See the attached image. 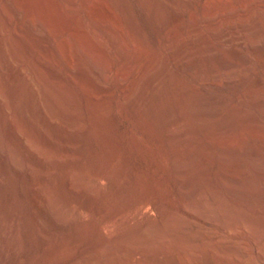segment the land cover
Returning <instances> with one entry per match:
<instances>
[{
    "label": "rangeland",
    "instance_id": "rangeland-1",
    "mask_svg": "<svg viewBox=\"0 0 264 264\" xmlns=\"http://www.w3.org/2000/svg\"><path fill=\"white\" fill-rule=\"evenodd\" d=\"M9 1L0 264H264V0Z\"/></svg>",
    "mask_w": 264,
    "mask_h": 264
},
{
    "label": "bare ground",
    "instance_id": "bare-ground-1",
    "mask_svg": "<svg viewBox=\"0 0 264 264\" xmlns=\"http://www.w3.org/2000/svg\"><path fill=\"white\" fill-rule=\"evenodd\" d=\"M1 1H2V0H1ZM1 1H0V2H1ZM5 1H6V0H5ZM10 1H11V0H10ZM10 1H9V2H10ZM116 1H117V0H116ZM71 2H73V0H71ZM84 2L86 3L87 1L85 0ZM101 2H104V1H101ZM117 2L119 3V0H118ZM13 3H14V2H13ZM73 3H75V2H73ZM92 3H93V2H92ZM92 3L90 4V7H92V6H91ZM99 3H100V2H99ZM71 4H72V3H71ZM97 4H98V3H97ZM118 5H119V4H117V6H118ZM1 6H2V5H1ZM1 6H0V7H1ZM90 7H89V8H90ZM1 8H2V7H1ZM95 8H97V7H95ZM92 9H93V8H92ZM89 10H91V8H90ZM94 10H95V9H94ZM97 10H99V9H97ZM91 12H92V11H91ZM88 13H89V11H88ZM93 13H94V12H93ZM91 15H92V14H91ZM93 15H94V14H93ZM93 15H92V18H93ZM94 16H95V15H94ZM88 17H90V15H89ZM90 19H91V18H90ZM95 19H97V18L95 17ZM97 20H98V19H97ZM97 20H96V21H97ZM94 23L96 24L95 26H96L98 29H100L101 31H103V32H107V31L109 30V29H107V26H106L104 23H102V22H101V23H96V22L94 21ZM108 25H109V24H108ZM15 27H16V26H15ZM15 27H14V28H15ZM15 29H16V28H15ZM17 29H18V28H17ZM18 30H19V29H18ZM18 30H16V32H17ZM34 31H35V30H34ZM14 32H15V30H14ZM98 32H99V31H98ZM20 33H21V32H19V34H20ZM19 34L16 33V36H18ZM12 37H14V36H12ZM59 39H60V38H59ZM106 41H107V40H106ZM2 42H3V41H2ZM112 43H114V40H112ZM81 50H82V49H81ZM122 51H123V50L120 49V53H121V54L124 53V52H122ZM124 51H125V50H124ZM4 52H5V48L2 46V44H0V57H3ZM127 52H129V51H127ZM87 55H88V54H87ZM123 56H124V54H123ZM135 56H136V54H135ZM140 56H141V55H140ZM62 58H63V57H62ZM139 58H141V57L138 56V59H139ZM90 59H91V57H90ZM138 59H137V60H138ZM137 60H136V62H138ZM146 60H148V59H146ZM146 60H145V62H146ZM139 62H140V61H139ZM145 62H144V63H145ZM144 63H143V64H144ZM146 63H148V62H146ZM151 63H152V60H151ZM151 63H149V64L151 65ZM153 63H154V64H152V65H156L155 62H153ZM9 65H10V64H9ZM135 65H136V64H135ZM137 65L139 66V64H137ZM150 65H149V66H150ZM98 66H99V65H98ZM130 66H131V65H130ZM144 66H145V65H144ZM156 66H157V65H156ZM67 67H68V66H67ZM151 67H152V66H151ZM154 67H155V66H154ZM1 68H2V67H1ZM11 68L14 69V71H15L19 76H23V74H24L23 71H22L21 69L19 70V69L17 68V66L14 65V66H12ZM149 68H150V67H149ZM149 68H146V69H147L148 71H150ZM156 68H157V67H156ZM133 69H136V67L133 68ZM153 69H154V68L152 67L151 70H153ZM1 70H2V69H1ZM70 71H71V69H70ZM127 71H128V70H127ZM131 71H132V70H130V72H131ZM130 72L128 71V73H130ZM144 72H145V71H144ZM98 73H99V72H98ZM147 73H148V72H147ZM124 74H125V73H124ZM136 74H137V73H136ZM145 74H146V73H145ZM145 74H144V75H145ZM148 74H149V73H148ZM150 74H151V72H150ZM128 75H129V74H128ZM130 75H131V73H130ZM139 75H140V74H139ZM141 76L144 77L143 75H141ZM141 76H140V77H141ZM145 76H146V75H145ZM129 77H130V76H129ZM125 78H126V77H123V81L125 80ZM146 78H147V76H146ZM128 79H129V78H127V80H125V81H128ZM141 80H142V78H140V80H138V82H139V83L142 82ZM148 80H149V79H148ZM75 81H76V80H75ZM133 81H134V80H133ZM133 81H132V82H133ZM153 81H154V80H153ZM138 82L136 81V82H134V83H138ZM150 82H151V81H150ZM122 83H123V82H122ZM154 83H156V82H154ZM123 84H125V83H123ZM132 84H133V83H132ZM140 84H141V83H140ZM143 84H144V83H143ZM130 85H131V84H130ZM130 85H129V87L127 86L126 88H130ZM134 86H135V84H134ZM138 86H139V85H138ZM143 86H144V85H143ZM145 86H146V85H145ZM145 86H144V87H145ZM0 87H1V86H0ZM132 87H133V86H132ZM135 87H137V84H136ZM135 87H133V88L135 89ZM147 87H148V85H147ZM147 87L144 88V91L146 90ZM59 88H60V87H59ZM0 89H1V88H0ZM131 89H132V88H131ZM131 89H130V91H131ZM134 89H132V90H134ZM142 89H143V88H142ZM126 90H127V89H126ZM126 90H125V91H126ZM136 90H137V88H136ZM136 90H135V91H136ZM139 90H140V89H139ZM139 90H138V91H139ZM128 91H129V90H128ZM146 91H147V90H146ZM133 92H134V91H133ZM133 92H131V93H133ZM139 92H141V94H142V91H139ZM1 93H2V92H1ZM135 93H136V92H135ZM128 95H129V94H128ZM133 95H134V94H133ZM0 96H2V94H0ZM92 96H93V95H92ZM94 96H95V95H94ZM131 96H132V95H131ZM138 96H139V95H138ZM138 96H137V98H139ZM143 96H144V95H143ZM2 97H3V96H2ZM95 97H96V96H95ZM95 97H94V98H95ZM134 97H135V95H134ZM91 98H92V97H91ZM94 98H93V99H94ZM127 98H132V97H127ZM140 98H142V97L140 96ZM2 99H3V98H2ZM143 99H144V97H143ZM141 100H142V99H141ZM6 101H7V100H6ZM6 101H5V102H6ZM128 101H130V100L128 99ZM144 101H145V100H144ZM139 102H140V101H139ZM134 103H135V102H134ZM5 104L7 105V103H5ZM140 104H141V102H140ZM6 105H5V107L8 106V105H7V106H6ZM101 105H102V104H101ZM135 105H136V104H135ZM130 106H131V104H130ZM137 106H138V105H137ZM131 107H133V106H131ZM8 108H9V107H8ZM39 108H40V107H39ZM39 108H38V109H39ZM136 108H137V107H136ZM138 108H140V107H138ZM141 108H143V107H141ZM8 110H10V109H8ZM5 111H6V110H5ZM5 111H4V114H5ZM136 111H137V110H136ZM7 112H8V111H7ZM41 115H42V114H41ZM43 115H44V114H43ZM42 118H43V116H42ZM43 119H44V118H43ZM20 121H21V120H20ZM10 123H11V122H10ZM13 123H15V122H13ZM45 124H46V123H45ZM11 125L13 126V124H11ZM14 125H15V124H14ZM17 127H20V125H18ZM18 129H19V132H20V128H17V131H18ZM71 131H72V130H71ZM19 132H18V134H19ZM69 133H72V132H69ZM18 134H17V135H18ZM18 137H19V136H17V138H18ZM20 139H21V138H20ZM19 141H20V140H19ZM21 143H22V142H21ZM0 146H1V145H0ZM1 147H2V146H1ZM0 149H1V148H0ZM2 150H3V149H2ZM3 153H4V150H3ZM3 153H2V154H3ZM2 154H1V155H2ZM18 167H19V166H18ZM18 169H19V168H18ZM18 169H17L16 171H18ZM20 170H21V169H20ZM18 172H19V171H18ZM74 172H77V171H74ZM19 174H20V173H19ZM75 174H76V173H75ZM103 174H104V173H103ZM113 175H114V174H113ZM113 175H112L111 173H106V174H105V177H104V176H103V177H104L105 179H108V181H109V180H110V181H114V179H115L114 177H115V176H113ZM30 176H32V175H30ZM94 176H95V175H94ZM83 180H84V178H83ZM85 181H86V180H85ZM80 182H81V181H80ZM70 184H72V182H70ZM91 184H93V187L97 188V187L99 186V181H98V179H97L96 177H93V176H92V178H91ZM73 185H74V182H73ZM70 187L72 188V185H71ZM71 188H70V189H71ZM73 189H74V188H73ZM73 189H72L73 193H76V195L79 194V193L76 192L75 189H74L75 191H74ZM89 189H90V188H89ZM88 191H89V190H88ZM78 192H79V191H78ZM35 194H36V193H35ZM35 196H36V195H35ZM47 197H48V196H47ZM73 197H74V196H73ZM48 199H49V198H48ZM145 201H146V200H144V201H142V202H139V203L135 206V208L138 209V210H140V209L145 205ZM35 205H36V203H35ZM39 206H40V205H39ZM130 209H131V208H130ZM67 211H68V210H67ZM73 211H74V210H73ZM128 211H129V210H128ZM133 211H134V210H133ZM76 212H77V211H76ZM41 213H42L43 216H47V213H48V212H46L44 209H41ZM70 213H71V212H70ZM136 213H138V212L136 211ZM79 214H80V213H79ZM107 214H108V213H107ZM134 214H135V213H134ZM134 214H133V215H134ZM76 215H77V214H76ZM80 215H81V214H80ZM80 215H79V216H80ZM116 215H117V214H116ZM136 215H137V214H136ZM136 215H134V218H135ZM139 215H140V214H138V216H139ZM77 217H78V215H77ZM81 217H82V216H81ZM115 217H116V216H115ZM117 217H118V216H117ZM78 218H79V217H78ZM134 218H133V219H134ZM240 218H241V217H240ZM145 219H146V218H145ZM106 220H108V219H106ZM129 220H130V219H129ZM131 220H132V219H131ZM131 222H132V221H131ZM132 223H133V222H132ZM120 225H121V224H120ZM136 225H137V224H136ZM145 225H146V224H143L141 227L139 226L140 228L135 229V230H136L135 233H137L136 236L134 235V236L136 237V238H135L136 240H137V239L142 240V241H149V240H150L149 237L142 236V235H143V232H144V227H146ZM230 225H231V224H230ZM135 228H136V227H135ZM151 228H152V227H151ZM153 229H154V228H153ZM154 230H155V229H154ZM145 231H146V230H145ZM145 233H146V232H145ZM145 233H144V234H145ZM255 234H256V233H255ZM116 236H117V235H116ZM157 236H158V235H157ZM129 237H130V236H129ZM126 238H127V237H126ZM140 243H141V242H140ZM110 244H111V243H110ZM231 248H232V247H231ZM228 249H229V248H228ZM228 249H227V250H228ZM231 250H233V248H232ZM140 251H141V250H140ZM235 251H236V250H235ZM141 252H142V251H141ZM237 252H238V250H237ZM239 252H240V251H239ZM129 253H130V252H129ZM240 253H241V252H240ZM242 253H243V252H242ZM242 253H241V254H242ZM140 254H141V253H140ZM238 254H239V253H238ZM244 256H245V255H244ZM133 257H134V256H133ZM133 257H132V258H133ZM251 263H252V262H251Z\"/></svg>",
    "mask_w": 264,
    "mask_h": 264
}]
</instances>
